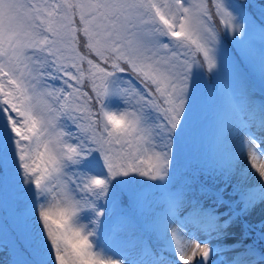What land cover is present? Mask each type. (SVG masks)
<instances>
[{"label":"snow or ice","instance_id":"obj_1","mask_svg":"<svg viewBox=\"0 0 264 264\" xmlns=\"http://www.w3.org/2000/svg\"><path fill=\"white\" fill-rule=\"evenodd\" d=\"M257 31L264 0H0L9 264H264ZM207 103L213 145L185 163Z\"/></svg>","mask_w":264,"mask_h":264},{"label":"rangeland","instance_id":"obj_2","mask_svg":"<svg viewBox=\"0 0 264 264\" xmlns=\"http://www.w3.org/2000/svg\"><path fill=\"white\" fill-rule=\"evenodd\" d=\"M256 3L259 4L260 0H256ZM264 39L257 32L253 35V40L256 42V47H252L248 50V54L243 56V61L245 64H251L252 66L256 65L259 61V41ZM226 48L228 49L230 55L234 58H237L233 53L230 44L226 42ZM239 51V49H237ZM238 59V58H237ZM245 76L249 83H251V75L246 71ZM253 91L257 94L259 90L252 85ZM257 102H259L260 97H255ZM210 110V108H209ZM215 111V109H214ZM214 114L213 112L203 113L202 115L198 116L196 121L193 123L190 133L188 135L186 146H185V163H192L194 164L196 160L210 150V147L213 145V139L215 135V130H212L213 123H214ZM206 121L211 122L212 124L209 126H205ZM200 139H204V141L208 142V148L205 149L203 146L198 144L197 142ZM3 217V211L0 210V218ZM2 219H0V223H2ZM10 262V253L0 250V264H9Z\"/></svg>","mask_w":264,"mask_h":264},{"label":"trees","instance_id":"obj_3","mask_svg":"<svg viewBox=\"0 0 264 264\" xmlns=\"http://www.w3.org/2000/svg\"><path fill=\"white\" fill-rule=\"evenodd\" d=\"M197 143L200 144L203 147H204L205 144H208V142L207 141H204V139H200ZM9 203L11 204V201ZM0 210H2V208H0ZM2 236H3V234H2V232H0V240H2Z\"/></svg>","mask_w":264,"mask_h":264}]
</instances>
